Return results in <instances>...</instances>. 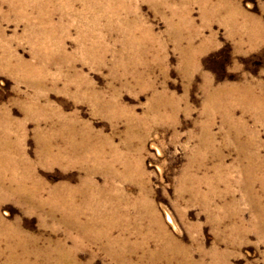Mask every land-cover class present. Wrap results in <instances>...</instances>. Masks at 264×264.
<instances>
[{
    "label": "rangeland",
    "instance_id": "rangeland-1",
    "mask_svg": "<svg viewBox=\"0 0 264 264\" xmlns=\"http://www.w3.org/2000/svg\"><path fill=\"white\" fill-rule=\"evenodd\" d=\"M0 182V264H264V0H0Z\"/></svg>",
    "mask_w": 264,
    "mask_h": 264
},
{
    "label": "bare ground",
    "instance_id": "bare-ground-1",
    "mask_svg": "<svg viewBox=\"0 0 264 264\" xmlns=\"http://www.w3.org/2000/svg\"><path fill=\"white\" fill-rule=\"evenodd\" d=\"M244 90V89H243ZM241 91V90H240ZM219 92V91H218ZM224 92V91H223ZM247 92V91H245ZM227 93V91H226ZM249 93V92H248ZM218 94V93H217ZM216 94V95H217ZM233 94V93H232ZM215 95V96H216ZM245 95V94H243ZM247 95V94H246ZM227 96V95H226ZM240 98V97H239ZM249 99V98H248ZM251 99V98H250ZM253 99V98H252ZM255 99V98H254ZM250 101V100H249ZM241 102V101H240ZM251 102V101H250ZM253 102V101H252ZM255 103V102H254ZM260 108V107H259ZM48 147V146H47ZM50 147V146H49ZM77 147V146H76ZM8 149V147H6ZM6 151V149H4ZM49 150V149H48ZM10 152V151H9ZM8 152V153H9ZM5 154V153H4ZM58 154V153H57ZM3 157V156H2ZM8 158V157H7ZM60 159V158H59ZM1 178L3 180V177L1 175ZM1 183V182H0ZM17 186H19L17 189H15ZM15 188H9V189H4L1 188L3 190H5L6 192V197H18L22 202L25 203H30V205L32 206H38L41 207L43 205H50L51 206V214L55 215L57 212H61L62 213V218L64 220L65 225H67L68 227L71 228H77L78 231H80V233L85 232L86 230H88L89 224H92L93 219L96 221L98 214H96V216L89 222V223H84V222H80L79 219L77 218V216L81 213L80 209H74V210H70L69 205L68 204V196L69 193L68 191H66L67 193H65V202L64 204H60L57 200H55V198L57 197V194L59 193L58 189H55L54 191H52L49 195V197H47V199L45 200H37L36 198L40 196L42 189L41 187L36 186V187H32L31 189H29V187H27L25 185V180H20ZM6 188V187H5ZM5 194V193H4ZM100 218V217H99ZM157 222V221H156ZM99 223V222H98ZM154 223V222H153ZM94 224V223H93ZM107 226V224H106ZM112 226H114V223H109L108 224V228L110 231H112ZM105 229V228H104ZM102 230V229H101ZM104 231V230H103ZM102 231V233H103ZM105 233V232H104ZM103 233V234H104ZM111 233V232H109ZM106 237L108 239V241L112 244V239L110 237V234L108 235V232L105 233ZM172 238V237H171ZM170 240V239H169ZM170 244V243H169ZM172 244L175 247V244L172 242ZM172 246V245H171ZM173 247V248H174Z\"/></svg>",
    "mask_w": 264,
    "mask_h": 264
}]
</instances>
